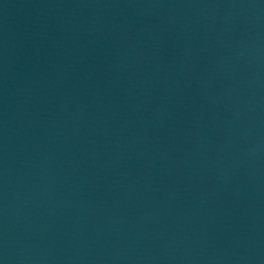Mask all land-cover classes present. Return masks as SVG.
<instances>
[{"label":"water","instance_id":"95a60500","mask_svg":"<svg viewBox=\"0 0 264 264\" xmlns=\"http://www.w3.org/2000/svg\"><path fill=\"white\" fill-rule=\"evenodd\" d=\"M0 264H264V0H0Z\"/></svg>","mask_w":264,"mask_h":264}]
</instances>
